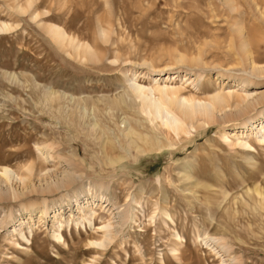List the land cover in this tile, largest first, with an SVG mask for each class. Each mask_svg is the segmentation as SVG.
Wrapping results in <instances>:
<instances>
[{
	"label": "rangeland",
	"instance_id": "374dc122",
	"mask_svg": "<svg viewBox=\"0 0 264 264\" xmlns=\"http://www.w3.org/2000/svg\"><path fill=\"white\" fill-rule=\"evenodd\" d=\"M47 24L80 41L81 58L54 43ZM0 27V169L22 177L0 174V264H221V253L264 264V142L231 144L223 130L237 129V116L167 136L121 74L136 72L143 84L165 67L176 82L200 74L196 94L206 98L218 72H242L234 65L238 28L264 66V0H0ZM223 77V87L236 84ZM46 145L48 159L38 149ZM67 172L70 186L46 188ZM88 190L112 204L114 218L100 212L105 221L130 206L131 218L114 223L103 249L90 244L100 233L87 224L65 227V242L51 236L52 215L74 214ZM43 201L49 213L41 218ZM20 221L27 223L7 237ZM205 236L221 239L220 253Z\"/></svg>",
	"mask_w": 264,
	"mask_h": 264
},
{
	"label": "bare ground",
	"instance_id": "6f19581e",
	"mask_svg": "<svg viewBox=\"0 0 264 264\" xmlns=\"http://www.w3.org/2000/svg\"><path fill=\"white\" fill-rule=\"evenodd\" d=\"M4 27H7L6 24H4ZM45 30L48 33L49 38H51L54 43H57V45H59L66 51L67 47H73V56L76 58H81L79 48L84 47V45H82L80 41L76 40L75 37L69 35L61 25L47 24L45 26ZM236 34L237 42L234 43L233 48L236 47L234 49H236L238 53H235L234 55L239 54L240 57H234V59L237 61V63H235L234 65H236L235 67L240 65L242 72L240 74H223L222 72H218V77L215 79L218 80V86L207 92L206 98L204 99L200 98L196 94L198 91H200V87L198 85V82L202 78L200 74H198L194 78H191V76H186L187 74H184L182 77H179L180 82H176L175 80L178 77V74L174 75L175 72H167V70L170 68L165 67L162 70H158V73H148L146 77L150 80L149 84H143L138 79L139 74H137L136 72L128 73L127 71H123L121 74L127 81V84L132 93L139 99L141 104V111L147 114V120L155 122V124L157 123L155 125L156 128L166 135H169L171 130H184L186 124L191 126L196 125V127H200L202 125L209 127L218 120L225 121L231 116L244 117L242 124L237 129H231L230 131L223 130V136L231 141V144H239L240 146H248L250 148L252 147V143H250L249 140L251 138H255L258 143L264 142V91L252 95L251 92L249 93L247 92V90H245V94L242 95L239 94L238 90V86L248 87L249 85H254L255 87L262 84L264 85V66H260L258 63V61L262 58L260 56H255L252 53V44L246 38V34L244 35L242 28H238ZM83 57H85V55ZM145 74L146 73H144L143 76ZM223 76H225V78L232 77L236 84L231 86L230 88L223 87ZM221 81L222 84H220ZM188 87H190V90H187ZM253 110H257L255 116L251 115V112ZM140 115L141 114H139L138 116ZM133 126H135V124H133ZM247 131L248 133H246ZM151 133H153V131H151ZM129 136L131 138V135ZM141 140L145 141L146 139ZM146 141L148 145L149 140ZM138 142H140V139ZM49 146L46 145L43 146V148H38L40 153L44 156V159L52 157V154H50ZM151 150L152 149L150 148V151ZM145 152L144 154H146ZM0 174L3 175L6 180H10L11 178H17L20 180L22 179L20 175L16 174L15 171L7 165L1 167ZM74 180L75 177L67 172L63 174L61 178L53 180L54 182L46 186V188H48L49 190L52 187L59 188L70 186ZM96 186L98 187V189L103 188L105 191L109 190L110 188L109 184L103 182H97ZM87 194L88 196L83 197V200L79 201L78 199V203L76 202L78 206L76 207V212L74 214L70 212L68 216H65L63 215L62 210H60L56 214L52 215L53 219L51 223V236L58 242H65L62 233L65 227L70 228V226L73 225L75 228H77L80 225H83L84 228H86L87 224L90 230L100 233L97 237H91V239L89 240L90 244L93 245L94 249L96 247L103 249L113 240L114 235H112L111 232L113 231L114 223L122 225L131 218L130 206L129 203L125 204L122 209L116 212L119 216V220L110 221V218H114V209L112 208V204L110 203L108 198H106V196L102 193H97V191L92 192L88 190ZM40 207V217L42 215L43 217L48 216V202L43 201ZM27 209L31 211L33 207H28ZM100 212L105 213L108 216H112L105 221L103 220ZM95 218L99 219L98 224H96ZM3 223V220L0 219V228L5 226ZM23 223L27 222L20 221L18 223V228L16 227L17 225L14 224L12 225L13 227L11 229L6 230L7 237L11 239L13 237V234L18 229H21L20 227L23 225ZM19 234L21 240L29 241V236H27L25 232L20 231ZM201 240L204 241V244L207 247H209L213 251H216V253H220L219 250L216 249L217 247H220V249L224 248V245H222L220 241L221 239L217 237L205 236ZM16 244L18 243L16 242ZM220 257L222 258L221 264H238V262L234 258H224L222 253L220 254ZM226 260H229V262H225Z\"/></svg>",
	"mask_w": 264,
	"mask_h": 264
}]
</instances>
